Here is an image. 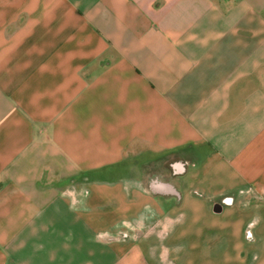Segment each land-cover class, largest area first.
<instances>
[{
	"label": "crops",
	"instance_id": "crops-1",
	"mask_svg": "<svg viewBox=\"0 0 264 264\" xmlns=\"http://www.w3.org/2000/svg\"><path fill=\"white\" fill-rule=\"evenodd\" d=\"M0 264H264V0H0Z\"/></svg>",
	"mask_w": 264,
	"mask_h": 264
},
{
	"label": "rangeland",
	"instance_id": "rangeland-1",
	"mask_svg": "<svg viewBox=\"0 0 264 264\" xmlns=\"http://www.w3.org/2000/svg\"><path fill=\"white\" fill-rule=\"evenodd\" d=\"M156 229V228H155ZM156 231V233L158 234L159 232V235H160V231L159 230H154ZM161 231H164V230H161ZM165 232V231H164ZM182 244H183V249L179 252V263L182 261V259L184 258V254L186 253V251H188V247H189V240L185 239L184 241H182ZM169 252V250L167 251V253ZM166 257V256H165Z\"/></svg>",
	"mask_w": 264,
	"mask_h": 264
},
{
	"label": "water",
	"instance_id": "water-1",
	"mask_svg": "<svg viewBox=\"0 0 264 264\" xmlns=\"http://www.w3.org/2000/svg\"><path fill=\"white\" fill-rule=\"evenodd\" d=\"M219 210H220V205L215 204V205L213 206V211L218 212Z\"/></svg>",
	"mask_w": 264,
	"mask_h": 264
}]
</instances>
